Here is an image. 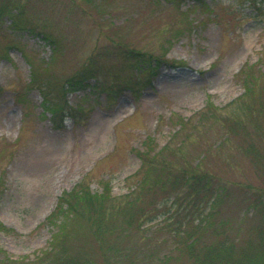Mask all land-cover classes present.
<instances>
[{"label":"rangeland","instance_id":"obj_1","mask_svg":"<svg viewBox=\"0 0 264 264\" xmlns=\"http://www.w3.org/2000/svg\"><path fill=\"white\" fill-rule=\"evenodd\" d=\"M20 5L21 18L52 40L0 29V264H50L57 227L47 218L80 183L109 194L111 201L99 202L119 216L118 206L152 181L137 155L149 145L164 164L221 178L231 189L220 204L223 218L245 222L243 233L252 229L255 218L241 219L239 186L260 184L264 170V153H242L249 145L264 151V0ZM42 86L55 98L65 95L62 129L54 127ZM235 112L239 119L227 120ZM168 199L174 211L176 197ZM99 211L68 216L70 255L105 264L123 246L133 253L123 264H163L173 249L160 222L140 230L104 222L96 234L97 221L110 218ZM176 255L168 264H188Z\"/></svg>","mask_w":264,"mask_h":264},{"label":"trees","instance_id":"obj_2","mask_svg":"<svg viewBox=\"0 0 264 264\" xmlns=\"http://www.w3.org/2000/svg\"><path fill=\"white\" fill-rule=\"evenodd\" d=\"M20 4L21 0H3V4L0 6V29L2 31L8 29L5 30L8 34L20 31L36 33L39 37L50 42L52 37L45 29H38L35 23L21 18L23 6ZM6 22H10V25L6 26ZM135 54L131 53L130 58ZM139 54L136 56L141 57ZM41 92L45 95V103L51 108L49 111L52 113L54 127L64 128L65 120L69 116L65 95L55 98L48 95L44 86L41 87ZM240 114L235 112V117H228L227 120L239 119ZM239 125L243 127L244 123L241 122ZM258 130L264 131V119ZM148 148V151H138L137 155L141 159L142 167H150L148 177L152 181L146 186L145 184L139 185L140 187L135 189V193L129 195L136 197L129 200L126 206H118L120 208L117 210L119 216L113 212L114 208L111 209L113 206L106 208L99 202L100 200L111 201L109 194L94 195L83 183L79 184L77 190L59 197L56 209L47 218L48 223L57 227L49 245L52 247L51 252L54 251L49 258L52 260L50 264H98L91 256H72L65 248L66 239L71 231L65 223L69 219L68 216L80 217L85 212L89 213L93 206L101 209L102 216L110 215V218L97 221V225L101 224L99 225L101 227L96 228L99 230H95L96 234L102 231L104 222L109 225L112 221L122 224L128 221L129 224H139V230L145 224L160 222V224L157 223V226L160 225L161 229L168 232L173 245L170 254L166 253L159 259L163 264H168L173 260L174 256H177V252L182 257L181 260L188 264H264V170H260L263 175L260 184L244 183L239 186L243 200L242 206H244V211H241V219L250 221L255 218L251 224L252 229L248 233H246L247 231L243 233L241 226L245 222L240 221L239 218L237 220L241 223L223 218V209L220 208V204L227 201L224 199L225 196L227 199L231 197V189L228 184L212 173L201 174L197 169L191 168L192 166L185 170L175 168V164L170 161L164 164L156 154L151 152L155 149L150 145ZM259 150V148L249 145V148L242 150V153L247 152V154L257 157L264 153ZM159 152L155 151V153ZM260 157L264 159V154ZM227 190H230L228 194ZM144 196L146 200L140 204L139 199ZM171 196H175L176 203H178V207L174 211V207H168V201L166 202ZM161 200L162 202H160ZM130 201L134 204L132 205ZM229 201L232 204L233 200L229 199ZM126 256L128 259L129 256H133L131 250L126 251L123 246L118 247L112 252L108 263L105 264H112L113 262L110 261L113 257L114 264H123L122 259H126Z\"/></svg>","mask_w":264,"mask_h":264}]
</instances>
